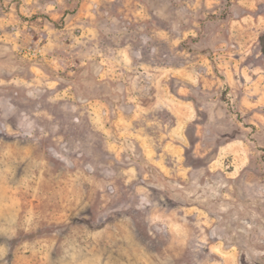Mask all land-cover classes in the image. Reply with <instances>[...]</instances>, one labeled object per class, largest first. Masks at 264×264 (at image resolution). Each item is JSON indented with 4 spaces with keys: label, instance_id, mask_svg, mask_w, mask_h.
I'll list each match as a JSON object with an SVG mask.
<instances>
[{
    "label": "rangeland",
    "instance_id": "rangeland-1",
    "mask_svg": "<svg viewBox=\"0 0 264 264\" xmlns=\"http://www.w3.org/2000/svg\"><path fill=\"white\" fill-rule=\"evenodd\" d=\"M264 0H0V264H264Z\"/></svg>",
    "mask_w": 264,
    "mask_h": 264
},
{
    "label": "trees",
    "instance_id": "trees-1",
    "mask_svg": "<svg viewBox=\"0 0 264 264\" xmlns=\"http://www.w3.org/2000/svg\"><path fill=\"white\" fill-rule=\"evenodd\" d=\"M264 50V49H263Z\"/></svg>",
    "mask_w": 264,
    "mask_h": 264
}]
</instances>
